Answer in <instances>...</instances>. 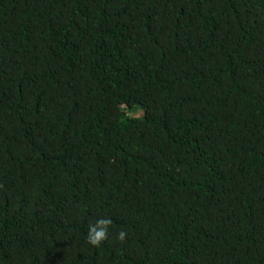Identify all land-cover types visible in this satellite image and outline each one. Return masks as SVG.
Wrapping results in <instances>:
<instances>
[{
  "label": "trees",
  "instance_id": "1",
  "mask_svg": "<svg viewBox=\"0 0 264 264\" xmlns=\"http://www.w3.org/2000/svg\"><path fill=\"white\" fill-rule=\"evenodd\" d=\"M0 264H264V0H0Z\"/></svg>",
  "mask_w": 264,
  "mask_h": 264
},
{
  "label": "clouds",
  "instance_id": "2",
  "mask_svg": "<svg viewBox=\"0 0 264 264\" xmlns=\"http://www.w3.org/2000/svg\"><path fill=\"white\" fill-rule=\"evenodd\" d=\"M113 221L111 218H101L98 219L95 224L89 225L87 242L94 246L99 247L102 242L108 239L109 229ZM127 233L121 230L118 233L117 239L121 242L125 240Z\"/></svg>",
  "mask_w": 264,
  "mask_h": 264
}]
</instances>
